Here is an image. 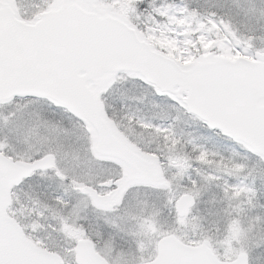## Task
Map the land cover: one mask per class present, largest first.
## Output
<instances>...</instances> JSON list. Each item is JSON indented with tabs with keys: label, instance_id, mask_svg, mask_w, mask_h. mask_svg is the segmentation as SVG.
Instances as JSON below:
<instances>
[{
	"label": "snow or ice",
	"instance_id": "snow-or-ice-1",
	"mask_svg": "<svg viewBox=\"0 0 264 264\" xmlns=\"http://www.w3.org/2000/svg\"><path fill=\"white\" fill-rule=\"evenodd\" d=\"M0 264H264V0H0Z\"/></svg>",
	"mask_w": 264,
	"mask_h": 264
}]
</instances>
